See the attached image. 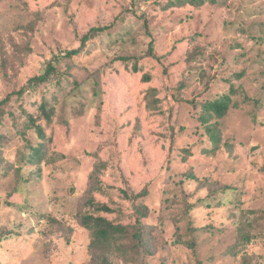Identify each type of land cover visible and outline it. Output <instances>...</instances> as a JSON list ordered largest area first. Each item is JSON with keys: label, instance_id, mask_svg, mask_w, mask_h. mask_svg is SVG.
Segmentation results:
<instances>
[{"label": "rangeland", "instance_id": "obj_1", "mask_svg": "<svg viewBox=\"0 0 264 264\" xmlns=\"http://www.w3.org/2000/svg\"><path fill=\"white\" fill-rule=\"evenodd\" d=\"M154 1L56 0L45 7L34 0H0V100L7 97L0 131L8 138L0 167V264L87 263L91 235L78 211L102 156L111 167L109 184L125 177L129 188H147L139 200L149 206L153 253L147 264H246L240 253L249 264H264V5L206 3L192 13L161 11ZM243 8L253 19L243 33L252 38L234 22L245 18L239 16ZM104 24L113 31L101 33L80 54L66 55L79 47L82 33ZM193 33L203 34L199 45L208 65L203 60L178 70L185 85L175 121L164 125V135L153 133L161 159L149 158L140 140L137 150L131 148L137 160L132 166L123 155L130 152V138L124 145L100 121L102 113L125 114L133 102L119 85L114 61L141 55L151 38L165 54ZM49 62L57 69L49 81L26 87ZM230 84L242 94L233 95L235 106L219 120L220 143L212 150L200 118L203 101L228 92ZM42 102L55 109L51 121L40 120L46 137L33 130L21 134L27 114L39 115ZM37 145L40 156L33 154ZM244 212L252 242L234 255ZM192 239L195 248L187 244Z\"/></svg>", "mask_w": 264, "mask_h": 264}, {"label": "trees", "instance_id": "obj_2", "mask_svg": "<svg viewBox=\"0 0 264 264\" xmlns=\"http://www.w3.org/2000/svg\"><path fill=\"white\" fill-rule=\"evenodd\" d=\"M250 0H247L249 2ZM252 1V0H251ZM38 6L45 7L56 4V0H34ZM154 7L161 11L180 9L195 12L206 3L218 7L233 9L235 0H155ZM260 6L264 5V0H259ZM249 4V3H248ZM264 7V6H262ZM244 12L239 16L245 17L241 20H234L238 23L241 34L251 37L249 33H243L246 27V20L252 27L253 19H249L250 11L243 8ZM39 16L41 10H38ZM37 14V13H36ZM147 21H145V24ZM256 25V23H254ZM260 30V29H258ZM113 31L111 24L94 25L79 37L80 45L67 51L66 55L72 57L85 50L88 43L97 38L101 33L109 34ZM152 36V35H150ZM260 36V35H259ZM202 33H193L177 40L171 50L165 54H160L155 49V41L151 38L144 53L123 54L115 61L114 72L119 78V85L130 95L132 105L123 115L106 116L102 113L100 121L106 130H111L122 137L124 145L130 147L123 155L132 166H136V156L132 157L131 148L139 146L140 140L147 147L151 159H161L162 150L157 149V139L154 132L164 135L168 122L174 123L178 106L182 99L181 90L185 85L184 81L178 78V70H184L193 62L206 60L205 50L199 44ZM264 37V35H263ZM252 38V37H251ZM237 44V43H236ZM17 49V48H16ZM16 54V52L14 51ZM29 51H24L25 57ZM53 62H49L45 70L28 80L26 87L33 88L39 84L48 82L50 77L56 72ZM174 71H176L174 73ZM237 78L241 75L237 74ZM26 87L20 89L21 94ZM242 89L230 84L229 91L221 95L203 101L201 120L207 128L211 140L214 143L212 150H216L220 143L219 120L227 115L230 107L235 106L233 95H241ZM168 96L169 99H166ZM246 99L249 96L245 95ZM7 97L0 100V108L6 102ZM193 105L196 103L193 101ZM40 113L35 115L28 113L22 126L18 131L21 134L29 130L35 131L39 138H45L46 133L40 122L42 118L51 121L55 109L48 107L46 102L39 106ZM213 120V122H212ZM18 126L17 121L13 122ZM20 127V126H19ZM17 127V128H19ZM164 129L163 131H161ZM130 136V137H129ZM156 136V135H155ZM159 137V136H158ZM8 140L7 135L0 131V167L3 162L2 148ZM107 137L104 136V145ZM41 145L33 149V154L40 156ZM137 152V151H136ZM139 154V153H138ZM33 156V155H32ZM122 157L119 155V158ZM148 157V156H147ZM100 161L90 175L88 195L78 211L79 223L86 228L91 235L87 246L89 259L86 264H147L149 257L153 253L150 239L149 206L142 201V197L148 194L147 188L135 190L127 186V180L120 179V183L112 180L108 183L106 172L111 171L107 157H100ZM121 177V175H119ZM243 223L239 225L238 237L236 239V250L234 255H238L240 250L252 242V234L247 231L244 223H250L247 212L242 215ZM191 248H195V241H187ZM246 264H249L247 255L240 253Z\"/></svg>", "mask_w": 264, "mask_h": 264}, {"label": "water", "instance_id": "obj_3", "mask_svg": "<svg viewBox=\"0 0 264 264\" xmlns=\"http://www.w3.org/2000/svg\"><path fill=\"white\" fill-rule=\"evenodd\" d=\"M256 148V146H253L252 149L254 150Z\"/></svg>", "mask_w": 264, "mask_h": 264}]
</instances>
